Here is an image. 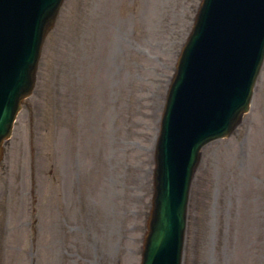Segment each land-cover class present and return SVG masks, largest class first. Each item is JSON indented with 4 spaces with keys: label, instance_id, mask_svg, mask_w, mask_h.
Returning a JSON list of instances; mask_svg holds the SVG:
<instances>
[{
    "label": "rangeland",
    "instance_id": "1",
    "mask_svg": "<svg viewBox=\"0 0 264 264\" xmlns=\"http://www.w3.org/2000/svg\"><path fill=\"white\" fill-rule=\"evenodd\" d=\"M200 0H62L0 160V264H140L154 147ZM181 264H264V57L193 173Z\"/></svg>",
    "mask_w": 264,
    "mask_h": 264
},
{
    "label": "water",
    "instance_id": "2",
    "mask_svg": "<svg viewBox=\"0 0 264 264\" xmlns=\"http://www.w3.org/2000/svg\"><path fill=\"white\" fill-rule=\"evenodd\" d=\"M231 1H214L221 10L210 15L208 9L211 0L203 1L197 26L183 53L179 70H188L194 45L210 46L211 55L233 57L234 49H230V45L237 43V38L241 40L244 37L238 36L240 32L246 34L245 26H242L245 25L244 22L263 23L261 15H264V0H234L227 4ZM60 2L61 0H0V144L2 138L9 133L11 120L19 108L20 100L32 90L40 44L44 32L54 20ZM211 21L213 24L210 26ZM205 32L207 37L200 38ZM208 60L209 58L205 63ZM203 68L205 69L204 64L197 60L193 62L191 70L194 75H198ZM245 76L246 73L235 76V83H239V87L246 88L250 83L251 76L247 77L248 80ZM182 78L180 72L179 78L173 83L168 111L174 105L175 95L181 94L182 89L185 91ZM183 102L186 104L188 99L184 98ZM168 119L165 116V121L163 120L164 129ZM163 121L155 154V194L144 241L142 264H178L184 222V184L198 148L196 144L186 152L183 145H173L163 129Z\"/></svg>",
    "mask_w": 264,
    "mask_h": 264
}]
</instances>
